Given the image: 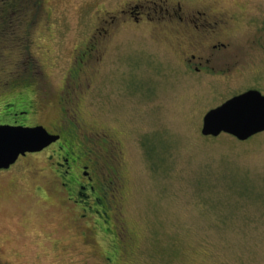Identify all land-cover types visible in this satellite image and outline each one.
Listing matches in <instances>:
<instances>
[{
	"label": "rangeland",
	"instance_id": "obj_1",
	"mask_svg": "<svg viewBox=\"0 0 264 264\" xmlns=\"http://www.w3.org/2000/svg\"><path fill=\"white\" fill-rule=\"evenodd\" d=\"M153 1L177 0H0V7L13 2L20 11L18 44L0 38V96L32 66L37 109L21 118L54 129L61 116L57 90L97 21ZM180 1L187 13L207 6ZM217 7L214 20L232 12L238 19L207 32L116 19L111 40L99 44L103 58L94 52L72 93L82 131L113 143L110 155L100 150L99 167L121 165L131 243L120 264H264V132L243 141L201 132L210 108L264 73V0H219ZM208 39L230 44L234 68L227 79L200 78L184 67L183 52L199 53ZM49 153L0 171V256L5 264H108L100 235H85L75 221L79 210L60 190ZM116 254L107 253L115 260Z\"/></svg>",
	"mask_w": 264,
	"mask_h": 264
},
{
	"label": "flooded vegetation",
	"instance_id": "obj_2",
	"mask_svg": "<svg viewBox=\"0 0 264 264\" xmlns=\"http://www.w3.org/2000/svg\"><path fill=\"white\" fill-rule=\"evenodd\" d=\"M205 1L207 6L204 9L192 8L188 13L180 0L175 3H167V5L153 1L152 6L151 3H134L127 9H121L120 14H114L111 19L106 18L103 22L98 20L90 39L82 45L79 51L77 50L70 67L62 78V86L57 90L58 99L56 104L61 114L60 122L57 120L54 129H49L45 126L51 133L59 134V139L40 151L27 152L25 155H20L11 166L0 169V171L10 170L22 158L48 150L50 152L48 156L50 167L59 180L60 190L65 193L68 202L79 210L75 221L82 225L85 235L88 231L100 235V241L104 245L108 264H120L126 247L131 243L130 234L127 232L128 228L125 226L121 201L122 195L120 194L122 192L120 183L124 177L121 174V165L119 166L115 163L107 165L105 163L104 166H107L108 169L105 171L99 167L100 150L105 155H110L111 149L108 146L113 143H109V140L105 138L106 136L100 139L96 133H93L94 137L90 139L88 133L82 131L84 124L80 116V102L73 100L72 93L79 86V79L84 65L93 56L94 52L98 51L97 61L103 58V55L99 56L101 53L99 47L102 43L104 44V42L107 43L111 40V26L116 22V19L122 17V20L132 21L136 24L148 23L160 28H172L173 30L175 24L186 30L194 26L204 32L210 31V28L217 26L219 22L225 25L229 23L230 18L233 21L238 19L237 15L232 12L228 18L219 17L214 20L213 16L220 12V8L217 7L219 0ZM19 13V7L13 2H10L5 7H0L1 41L6 40L7 43L10 41L13 45H15L14 43L18 44L20 41V35L16 33L19 28ZM100 16L98 15L97 19ZM30 24V21H28L27 31L29 35V31L32 28ZM6 32H12V35L9 36ZM26 41L24 40V42ZM174 42L178 43L179 41ZM201 42L202 44L197 43L199 53L183 52L184 55H187L183 57L186 71L196 74L200 78L227 79L234 68V64L230 61L228 62L227 58V49L230 44L222 39L214 41L208 39ZM253 42L251 47L254 49L255 45ZM193 43L196 44L195 42L189 44L194 45ZM99 44L101 45L99 46ZM259 44L263 43L260 42ZM34 74L31 73L25 77L14 79L10 83L11 92L6 96H0V124L37 125L21 118L33 115L35 113L34 110L37 109V106H35L37 87L34 82ZM136 75L138 77V74ZM255 75L254 83L247 84L236 94L226 98L225 101L249 90H258L264 95V73L257 71ZM261 76L262 78H260ZM46 97H48L46 102L48 100L51 102L52 95L47 93ZM224 102H221V104ZM17 106L22 107V109H18L19 112L14 109ZM10 107H13V109H10ZM37 189L43 193L46 192L42 186H38ZM116 224H120V226ZM115 227L119 228V230L115 229ZM114 250L117 253L116 260L107 255L108 252ZM0 264H5L1 256Z\"/></svg>",
	"mask_w": 264,
	"mask_h": 264
},
{
	"label": "water",
	"instance_id": "obj_3",
	"mask_svg": "<svg viewBox=\"0 0 264 264\" xmlns=\"http://www.w3.org/2000/svg\"><path fill=\"white\" fill-rule=\"evenodd\" d=\"M264 131V95L249 90L233 96L203 117L205 136L230 134L243 141ZM44 125L0 124V169L8 168L20 155L40 151L59 139Z\"/></svg>",
	"mask_w": 264,
	"mask_h": 264
},
{
	"label": "trees",
	"instance_id": "obj_4",
	"mask_svg": "<svg viewBox=\"0 0 264 264\" xmlns=\"http://www.w3.org/2000/svg\"><path fill=\"white\" fill-rule=\"evenodd\" d=\"M30 64H33V62H31ZM31 67V69L29 70V72H28V74L27 75H29V74H31V73H35L33 70H32V66H30ZM33 68H35V66H34V64H33ZM26 75V76H27ZM149 146V145H148ZM147 153H148V156H149V158L153 161V159L151 158V154L149 153V147L147 148ZM250 188H253V187H250ZM247 190L249 189V188H246ZM241 196H249V194L247 193V192H245V193H243V195H241ZM259 197V196H258ZM259 198H261L262 199V197H259Z\"/></svg>",
	"mask_w": 264,
	"mask_h": 264
}]
</instances>
